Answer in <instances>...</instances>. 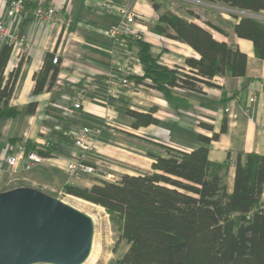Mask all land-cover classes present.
<instances>
[{
	"label": "crops",
	"instance_id": "crops-1",
	"mask_svg": "<svg viewBox=\"0 0 264 264\" xmlns=\"http://www.w3.org/2000/svg\"><path fill=\"white\" fill-rule=\"evenodd\" d=\"M11 1L0 0V21L18 37L6 62L4 79L19 61L21 64L9 100L17 113L0 116V157L8 152L9 146L14 148L23 142L43 160L24 167L23 157L16 172L0 173V192L31 187L54 197L55 193L68 195L63 187L69 182L66 164L74 154L72 132L81 126L99 130L96 151L88 156L95 173L72 181L81 186L114 181L123 174L149 173L156 156H168L171 150L190 151L204 144L200 136L210 137L212 132L219 133L207 143L208 157L216 162L231 160L226 180L229 189L233 162L239 152L264 155V59L255 55L249 39L235 35L233 25L237 19L230 10L206 0H24L30 8L54 7L70 20L66 25L36 21L32 16H7ZM126 7L136 15V20L134 33L122 45L108 32L120 22V8ZM164 10L188 21L200 24L209 21L222 28L225 33L209 29L215 38L237 46L246 54L244 75L216 76L213 79L216 85L203 84L201 92L171 87L167 96L154 87L135 83L132 78L128 79V86H122L120 78L125 71L131 76L143 74L133 44L137 34L168 67L183 66L186 58L199 57L189 45L151 30L158 13ZM234 13L259 14L264 20V10ZM47 53L57 56L58 73L50 89L34 94L33 74L40 70ZM79 89L85 90L80 108L63 116L62 109L71 105ZM31 102L34 109L28 112ZM151 109L155 122L134 127L135 119L127 111ZM222 121L225 129L220 132Z\"/></svg>",
	"mask_w": 264,
	"mask_h": 264
},
{
	"label": "trees",
	"instance_id": "trees-1",
	"mask_svg": "<svg viewBox=\"0 0 264 264\" xmlns=\"http://www.w3.org/2000/svg\"><path fill=\"white\" fill-rule=\"evenodd\" d=\"M206 1L253 13L264 10V0ZM189 13L196 16L193 11ZM234 17L235 35L249 39L255 55L264 59V20L250 14ZM209 28L225 33L209 21L200 24L167 10L159 12L151 30L189 45L199 57L186 58L183 66L168 67L137 34L133 44L143 74L126 77L167 96L171 87L201 92L203 84L216 85V76L244 75L246 54L215 38ZM11 49L12 44L1 42L0 116L17 113L9 100L21 61L4 79ZM52 58L53 53L45 54L40 70L33 74L34 94L50 89L54 83L59 67ZM33 109L31 102L27 111ZM127 113L135 119L134 127L156 120L152 109ZM200 125L212 129L205 123ZM224 129L222 121L219 131ZM218 133L200 136L204 144L190 151L171 150L168 156H156L149 173L123 174L114 181L101 180L91 186L72 181L64 185L66 194L108 213L119 238L128 245L116 264H264V155L239 152L229 189L226 178L231 160L216 162L208 157L207 143Z\"/></svg>",
	"mask_w": 264,
	"mask_h": 264
},
{
	"label": "water",
	"instance_id": "water-1",
	"mask_svg": "<svg viewBox=\"0 0 264 264\" xmlns=\"http://www.w3.org/2000/svg\"><path fill=\"white\" fill-rule=\"evenodd\" d=\"M94 221L38 189L0 192V264H82L92 249Z\"/></svg>",
	"mask_w": 264,
	"mask_h": 264
},
{
	"label": "built area",
	"instance_id": "built-area-1",
	"mask_svg": "<svg viewBox=\"0 0 264 264\" xmlns=\"http://www.w3.org/2000/svg\"><path fill=\"white\" fill-rule=\"evenodd\" d=\"M122 14L120 22L112 26L108 32L109 36L117 41L119 44L124 45L126 43V37L134 33L133 25L136 20V15L131 12L127 7L120 8ZM7 16L13 18L32 16L36 21H50V22H62L68 25L70 20L67 17H63L54 7H41L33 6L27 7L24 0H12L6 10ZM256 17V14L246 13ZM18 41L16 33L8 28L2 21H0V43L7 42L14 44ZM52 62H57V56L54 55ZM128 71H125L120 78L122 86H128L129 80L126 77ZM88 81H91L90 79ZM84 89H79L73 96V100L70 106L62 109V115L68 116L73 110L80 108V102L84 95ZM251 100L253 99L250 98ZM228 108L225 109L227 111ZM99 134V130L96 128H90L87 126H81L72 132V144L74 147L73 158L66 164V172L68 174L69 181H73L84 174H94L95 168L89 164L87 157L96 148V136ZM26 158L24 167H29L33 163H38L43 160L32 149H28L23 142L18 143L14 148L9 146L8 152L0 157V173L8 172L10 174L16 172L18 161L21 158Z\"/></svg>",
	"mask_w": 264,
	"mask_h": 264
},
{
	"label": "rangeland",
	"instance_id": "rangeland-1",
	"mask_svg": "<svg viewBox=\"0 0 264 264\" xmlns=\"http://www.w3.org/2000/svg\"><path fill=\"white\" fill-rule=\"evenodd\" d=\"M222 7H224L223 10H230L229 13L232 16L236 15L234 13L236 9L226 6ZM256 17L261 19L263 16L256 14ZM95 151L96 148L92 153ZM107 178L113 179L112 176H107ZM54 195H56V198L76 207L77 209L87 213L92 217L94 221V235L92 245H94V247L100 251V259L97 264H116V260L123 255L128 245L124 240L119 238V233L110 221L108 213L102 207L75 196L69 194L58 195L56 193Z\"/></svg>",
	"mask_w": 264,
	"mask_h": 264
},
{
	"label": "bare ground",
	"instance_id": "bare-ground-1",
	"mask_svg": "<svg viewBox=\"0 0 264 264\" xmlns=\"http://www.w3.org/2000/svg\"><path fill=\"white\" fill-rule=\"evenodd\" d=\"M100 259V251L92 245L88 258L82 264H97Z\"/></svg>",
	"mask_w": 264,
	"mask_h": 264
}]
</instances>
